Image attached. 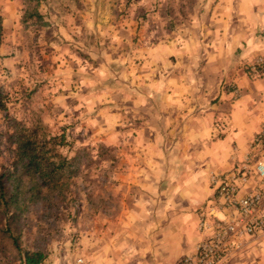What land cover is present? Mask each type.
Returning a JSON list of instances; mask_svg holds the SVG:
<instances>
[{
    "label": "rangeland",
    "instance_id": "1",
    "mask_svg": "<svg viewBox=\"0 0 264 264\" xmlns=\"http://www.w3.org/2000/svg\"><path fill=\"white\" fill-rule=\"evenodd\" d=\"M210 1L11 0L22 15L10 18L3 11L5 0H0V103L4 105L0 109V185L4 195V201L0 200V264H24L25 255L33 253L43 254L44 259L48 257L47 264H54L56 259L60 260V264H66L63 259L66 254L65 238L58 227L59 217H53L48 212L49 205L39 191L37 179L23 173L21 161L14 152L17 131L23 126H39L31 107L38 93L59 84L61 87L57 89L55 97L64 98L63 104L71 109L79 103L71 93L85 96L94 92L99 95L105 88L109 89L108 99L113 104L98 102L95 111L109 108V114L119 120L109 135H116L121 144L127 140L131 145L134 132L131 135L122 133V140H119L118 134L126 128L134 131L140 118L135 117L134 111L138 110L132 100L125 101L124 93L119 91L121 88L134 89L133 78L128 76L127 79H121V74L127 75L135 68L136 76H142L144 73L140 71V65L143 61L140 57L147 56L158 46H168L177 36L183 39L191 30L192 17L197 19ZM41 3L47 9L43 15L36 11ZM88 13L92 14L91 30L86 23ZM69 16L71 24L64 18ZM5 20L8 22L5 23ZM60 28L70 39H65ZM101 32H106V35H101ZM113 34L119 37L118 43L112 41ZM120 61L124 63L120 64ZM168 62L174 66L176 58L171 56ZM101 65L107 66L114 78L108 79L103 85L94 82L92 86L82 87L77 92V86L85 73L88 79H93V70ZM81 67H85V73L80 72ZM154 67L157 72L152 79L157 81L166 65L157 60ZM199 69L200 66L196 65L190 72L196 81V71ZM176 71L180 77L187 74L184 66H179ZM23 73L28 74V85L21 79ZM64 84H67L66 89ZM18 103L19 107L16 106ZM45 108L54 119L60 113H64L65 117L69 115L63 107L51 102ZM138 108L149 110L152 103ZM71 115L73 126L79 124L80 121L75 120L79 113L72 112ZM96 119L103 124L101 117L97 116ZM94 131L96 129H90L89 135ZM106 151L114 150H105L101 146V158ZM85 159V155L78 154L70 161L69 167L59 174L57 181L79 172ZM91 166V162L86 165L89 168ZM115 174L120 177L126 172L116 170ZM100 207L102 215L106 213L111 216L110 204L103 203ZM81 223L90 226L87 217H81ZM71 239L72 248L69 251L75 252L78 238L73 236ZM53 240L60 242L56 250L49 244Z\"/></svg>",
    "mask_w": 264,
    "mask_h": 264
},
{
    "label": "clouds",
    "instance_id": "2",
    "mask_svg": "<svg viewBox=\"0 0 264 264\" xmlns=\"http://www.w3.org/2000/svg\"><path fill=\"white\" fill-rule=\"evenodd\" d=\"M255 5L260 7L256 14H252L251 9ZM2 6L4 13L8 14L10 18H17L22 15V13L17 12L16 5L11 0H5ZM36 11L43 15L47 9L41 3ZM228 11L230 9L225 8V14ZM91 15L88 13L86 17L89 30L92 29ZM242 15L252 22V28L246 37L241 38L243 42L237 44V47L241 49L239 59L251 64L254 53L264 54V38L257 36L255 31L256 21H259V25L264 28V0H250L244 5ZM64 18L71 24L70 16ZM52 19L55 20V17ZM7 22L5 20V23ZM192 25L198 26L195 17H192ZM77 31L79 30L77 29ZM60 32L65 36V39H70L63 28H60ZM101 35H106V32H101ZM111 39L113 42H119V37L115 34L112 35ZM176 45H179V48H176ZM197 46L192 43V39L184 40L177 36L171 47L158 46L152 49L147 56L140 57L143 61L140 65V71L144 73L142 76H136L135 68L127 75L121 74V79H127L128 76H131L133 78L132 84L135 86L134 89H119L124 93L123 99L125 101L132 100L136 107L148 106L149 101H156L158 98L166 107L173 105L185 107L187 104L186 94L189 93V89L195 90L194 85L197 82L190 72L185 77H181V80H186V83L178 84L176 80L166 79L167 66H171L167 61V55H180V49L191 54ZM228 50L231 54L232 46L230 44ZM155 53H159V55H155ZM157 60L163 61L166 68L160 74V79L154 81L152 76L157 72L154 67ZM119 63L123 64L124 61ZM80 72L85 73V67H81ZM93 72V79H88L85 73V77L80 80L77 86V92L82 87L92 86L94 82L103 85L108 79L114 78L113 73L105 65L94 69ZM21 79L25 81L26 85L29 84L27 73H23ZM60 87L61 85L58 84L56 87L39 92L31 107L36 114L42 139L48 141L53 164L58 165L62 159L70 162L78 154H83L86 157L85 164L81 165L80 171L75 175L69 176L67 179L61 177L55 186L41 183L39 187L41 195L46 198L49 205L48 212L53 217H59L58 227L61 236L65 238L63 243L66 254L63 259L66 264H71L73 258L76 264H130L133 257H143L149 251L153 252V259L156 264H169V258L161 257L159 250H153L151 247H137L146 241L149 233L157 226L151 220L153 213L150 206L157 203V200L152 199V197L157 196V187L154 185H159L161 181H164L165 187L160 195L165 196L166 199L161 202L162 206L156 211V216L164 218L165 213L174 209L173 199L177 195L183 198L191 197L193 211L201 204L206 207L208 219L203 233L195 231L196 222H194L192 211L185 210L173 220L174 224L178 223L180 231L188 234L189 243L193 242V236L195 241L199 242L204 236L213 235L211 227L213 224L228 221L226 210L216 206L210 197L223 183L218 177L224 175L226 171H231L232 165L229 164V160L233 157L234 151L230 144L245 134L243 126L233 124L230 128L225 129L228 136L224 141L215 142L211 151L206 148L205 151L195 157L185 155L178 161L174 158L172 161L173 168L165 174L163 171L165 156L158 147L163 142V137L156 128L150 129L157 133L156 143L153 145H142L139 132H137L135 143L131 145L128 144L127 140L121 144L117 141L116 135H109L112 128L119 122L118 118L110 115V109L107 107L95 111L98 102L113 104V101L108 99L109 89L105 88L99 95L94 92L85 96H77L76 93H71L70 95L75 96L79 103L69 109L62 102L64 98L55 97V93ZM63 87L66 89L67 84H64ZM29 90H31V86H29ZM260 90L264 91V88ZM50 102L63 107L64 111L69 114L68 117H65L64 113H60L55 119L52 118L45 108ZM10 104L11 102H9V106ZM16 106L19 107V103ZM94 111L95 115H93ZM72 112L79 113L75 120L80 121V123L75 124V126H73ZM97 116L101 117L103 124L96 119ZM233 128L236 130L233 131ZM90 129H96V131L89 135ZM210 131L212 130L205 128L203 132L192 135L189 139L193 143L196 142L197 136L201 141L210 140ZM253 131L257 130L253 129ZM60 137H63V143L60 142ZM101 146L105 150L114 151H106L101 158ZM144 151L150 153L151 157L157 158L159 162L150 158L147 162V171L145 169L137 171L134 166L139 158V152ZM132 153L136 154L133 155ZM206 157H210V159L205 160ZM193 159L199 160L200 165H194ZM236 160H242V156H237ZM184 161H189V163H184ZM89 162L92 165L90 168L86 167ZM235 162L234 160L233 165ZM116 170H123L127 173L123 180L115 174ZM133 174L135 177H143L145 182L150 181L151 178L154 180L149 183H141L138 179H133ZM214 179L215 183H213ZM129 182L137 184L143 192L150 194L147 199L143 196L136 199L133 203L134 210H129L124 201V197L128 194L124 184ZM103 203L111 205L109 209L111 218L102 215L100 205ZM220 203H224L222 196ZM78 210L79 216L77 215ZM81 217L89 218V224L98 227L88 228L81 223ZM73 236L78 238V249L75 252L69 251L72 248L71 237ZM59 243L55 240L49 242L54 250L57 249ZM164 250L167 251L168 249ZM191 251H195V249L193 248ZM157 257L160 259L157 260ZM47 260L48 257H45L42 264H47ZM54 264H60V260L56 259ZM137 264H146V262L137 261Z\"/></svg>",
    "mask_w": 264,
    "mask_h": 264
},
{
    "label": "crops",
    "instance_id": "3",
    "mask_svg": "<svg viewBox=\"0 0 264 264\" xmlns=\"http://www.w3.org/2000/svg\"><path fill=\"white\" fill-rule=\"evenodd\" d=\"M248 2L250 0H211L197 17L198 26H193L191 23L189 34H185L183 37L184 40L192 39V43L198 46L191 54L180 49V55L169 54L167 56V61L171 56L176 58L174 66L170 63L171 66H167L169 71L167 79L176 80L178 84L186 83V80H181L179 70L176 71L179 66H184L187 73L191 72L196 65L200 66V69L196 71L195 90L189 89V93L186 94V106L166 107L159 98L156 101L148 102L152 103V108L149 110L135 106L138 110L134 111L135 117L140 118L137 127L134 131L126 128L118 134L119 140H122V133L134 132L132 142L134 144L137 139V132H139L142 145H153L156 143L157 133L150 129L156 128L163 137V142L158 147L165 156L163 168L165 174L173 168L172 161L174 158L178 161L185 155L195 157L205 151L206 148L211 151L215 142L224 141L228 136L225 129L237 124L245 128V134L230 144L234 151L233 157L229 160L232 170L241 161L236 160V157L242 156L243 160L249 151V142L264 127V91L260 90L264 88V75L252 77L246 72L245 68L249 63L239 59L241 49L237 47L238 43L243 42L241 38L246 37L252 28V22L242 15V9ZM259 7V5L253 6L252 14H256ZM225 8L230 9L227 14H225ZM256 24V35L264 38V28L259 25V21H256ZM171 44L168 47H171ZM229 44L232 46L231 54L228 50ZM176 48H179V45H176ZM262 55L264 54L254 53L251 59L253 61ZM185 76L186 74H183V77ZM231 87L235 88L237 94L231 93ZM166 124L167 127H165ZM205 128L212 130L209 132L210 140L201 141L197 136L196 142L193 143L189 139L190 136L203 132ZM253 129L257 131H253ZM235 130L233 128V131ZM251 155L261 157L264 160V141L257 147L256 151H252ZM150 158L159 162L157 158L151 157L147 151L139 152V158L134 166L137 171L140 169L147 171V162ZM208 159L210 157L205 158V160ZM234 160L236 162L233 165ZM184 163H189V161H184ZM192 163L200 165L201 162L193 159ZM227 172L229 171L225 173ZM126 175L127 173L120 176L121 180ZM133 179H138L141 183H149L154 180L151 178L150 181L145 182L143 177H135L134 174ZM154 186L157 187V196L152 197V199L157 200V203L151 205L150 210L153 213L151 220L157 226L149 233L146 241L137 247H151L153 250H159L161 257H167L169 264H175L183 257L193 254L194 251L191 249H195L200 241L196 242L193 236V242L189 243L188 234L180 231L178 223L174 224L173 220L185 210L192 211L194 222H196L195 231L199 233L197 228L200 212L206 207L201 204L193 211L192 198H183L177 195L173 199L175 208L165 213L164 218H160L155 213L162 206L161 202L166 199L165 196L160 195L165 187L164 181ZM124 188L128 193L124 197V201L129 210H134L133 203L136 199L141 196L147 199L150 196L135 183H125ZM214 198L215 193L210 199L214 200ZM104 216L107 214L104 213ZM89 227L98 226L90 225ZM166 248L167 251L164 250ZM156 259L159 260L160 257ZM137 261L156 264L152 251L145 253L143 257H133L130 264H137ZM71 264H76L74 258ZM222 264H264V234L247 240L240 251L229 256Z\"/></svg>",
    "mask_w": 264,
    "mask_h": 264
},
{
    "label": "built area",
    "instance_id": "4",
    "mask_svg": "<svg viewBox=\"0 0 264 264\" xmlns=\"http://www.w3.org/2000/svg\"><path fill=\"white\" fill-rule=\"evenodd\" d=\"M245 69L252 77L264 75V55L257 57ZM231 89V93L237 94L234 87ZM263 129L249 142V151L243 160L218 177L223 183L216 189L213 201L216 206L226 210L228 221L213 224V235L204 236L193 254L175 264H222L229 256L240 251L247 240L264 234V160L251 155L264 141ZM221 196L224 198L223 204L220 203ZM207 219L205 208L199 216V233L205 231Z\"/></svg>",
    "mask_w": 264,
    "mask_h": 264
},
{
    "label": "trees",
    "instance_id": "5",
    "mask_svg": "<svg viewBox=\"0 0 264 264\" xmlns=\"http://www.w3.org/2000/svg\"><path fill=\"white\" fill-rule=\"evenodd\" d=\"M2 36V18L0 17V43ZM4 105L0 103V109ZM63 143V137H60ZM15 156L21 161L24 174L37 179L41 183L55 185L59 174L69 167L70 162L61 160L58 165L51 162L48 141L42 139L41 129L34 125L22 127L15 136ZM55 143V141H53ZM0 200L4 201L3 189L0 185ZM44 260L43 254L33 253L25 255L24 264H39Z\"/></svg>",
    "mask_w": 264,
    "mask_h": 264
}]
</instances>
